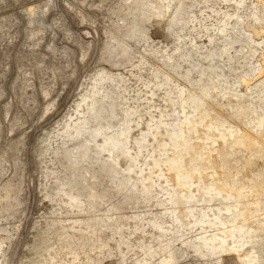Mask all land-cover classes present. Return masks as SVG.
I'll use <instances>...</instances> for the list:
<instances>
[{
    "label": "rangeland",
    "instance_id": "rangeland-1",
    "mask_svg": "<svg viewBox=\"0 0 264 264\" xmlns=\"http://www.w3.org/2000/svg\"><path fill=\"white\" fill-rule=\"evenodd\" d=\"M0 264H264V0H0Z\"/></svg>",
    "mask_w": 264,
    "mask_h": 264
}]
</instances>
